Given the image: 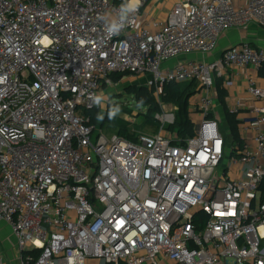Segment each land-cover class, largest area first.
I'll use <instances>...</instances> for the list:
<instances>
[{
    "label": "built area",
    "instance_id": "1",
    "mask_svg": "<svg viewBox=\"0 0 264 264\" xmlns=\"http://www.w3.org/2000/svg\"><path fill=\"white\" fill-rule=\"evenodd\" d=\"M167 1L156 17L154 0L134 13L128 0H0V225L16 264H264V92L249 80L226 104L250 115L232 146L215 87L227 102L232 73L264 70V48L204 60L228 30L264 28V0ZM114 74L145 80L155 132L130 141L89 123ZM191 82L181 139L160 96Z\"/></svg>",
    "mask_w": 264,
    "mask_h": 264
},
{
    "label": "trees",
    "instance_id": "2",
    "mask_svg": "<svg viewBox=\"0 0 264 264\" xmlns=\"http://www.w3.org/2000/svg\"><path fill=\"white\" fill-rule=\"evenodd\" d=\"M126 76L127 75L114 74L110 76V80L113 84H118L122 77ZM195 87L196 84L194 82L183 84L170 83L164 87L160 96V103L171 105L176 108L174 129L181 139L189 137L192 133V123L189 119L187 103L189 97L194 93ZM215 87L217 90L218 104L221 107L220 113L229 125L228 129L232 140L231 144L232 146L241 145L237 132L238 121L235 116L230 114L227 110L225 103L226 91L221 88L220 80L215 81ZM123 91L122 94L126 93L129 95L137 107H141L145 110L146 113L143 115L145 118L144 124L153 129V132L156 131L158 124L154 120V116L160 113V107L153 96L152 90L144 86H131L123 88ZM100 112L99 108L85 112L89 117V123L91 125L97 126L100 131L104 128L112 129L117 136L123 139L130 141L135 140L136 133L131 130L132 124L121 117L123 115H132V111L124 104L120 102L112 103L110 99L106 109L103 111V118L99 122ZM114 113H119V115L117 116ZM259 193L260 200L264 201V179L259 186Z\"/></svg>",
    "mask_w": 264,
    "mask_h": 264
},
{
    "label": "crops",
    "instance_id": "3",
    "mask_svg": "<svg viewBox=\"0 0 264 264\" xmlns=\"http://www.w3.org/2000/svg\"><path fill=\"white\" fill-rule=\"evenodd\" d=\"M169 6H170V2H167L165 4L162 3V0H154L153 2V7L160 8V9H157V12L158 11L160 12L158 17L165 16L169 10ZM241 41L247 42L253 48H264V28L259 27L256 24H251L249 25L247 30L244 32H240L234 29L228 30L220 37L218 41V47L211 56H214L215 58H219L221 53L225 49ZM211 56L205 57L204 60L210 61L209 59ZM199 57H196V58L193 57L190 59H198ZM201 59H202V56H201ZM232 74H235V75H234L233 85L231 86V88L229 89L227 93L228 98H227V102H225L227 106L233 107L235 102L238 99H241V100L247 99V95L245 91H246V87L249 84V80H251L256 87L260 88L264 92V71L256 72V71H252L251 69H247L245 71H240V72L232 73ZM251 105L262 106L263 104H261L260 102L248 104V106H251ZM236 118L240 122L247 121L248 119H250L248 110L247 109L240 110ZM0 254L2 255L1 252ZM7 254L9 257L8 258L5 257V258L8 260V264L9 262H11V264H16L17 263V253H16L15 248L14 250L11 249L9 252H7Z\"/></svg>",
    "mask_w": 264,
    "mask_h": 264
},
{
    "label": "rangeland",
    "instance_id": "4",
    "mask_svg": "<svg viewBox=\"0 0 264 264\" xmlns=\"http://www.w3.org/2000/svg\"><path fill=\"white\" fill-rule=\"evenodd\" d=\"M168 2V1H167ZM160 14V12L158 11L156 13V17H158ZM200 55L198 54H188V55H184V56H180L179 58L181 59H190V58H196L199 57ZM201 56L198 58L200 59ZM215 58L214 56H211L210 59ZM209 59V60H210ZM145 80L141 79L139 76L135 77V76H126V77H122V79L120 80V82L110 88H104L101 92L102 94V104L100 105V118H99V122L101 121V119L103 118V111L106 109L107 105H108V101L111 99V102H120L122 104H124L127 108H129L132 111V115L130 116H126L123 115L121 116L122 118H126L131 122V130L134 131L135 133H146V134H151L153 133V129H151L150 127L146 126L144 124V114L146 113L144 109H142L141 107H137L136 104L132 101V98L127 95L126 93H123V88L125 87H131V86H136V87H145ZM117 116L119 115V113H114ZM224 129L223 132L225 134L227 131V127H229V125L227 124V126L223 125ZM226 128V129H225ZM130 131V130H129ZM105 136L107 137H111L112 135H116L115 131H113L112 129H107L104 128L101 131ZM155 132V131H154ZM14 243V239L11 235V231L8 227H6L5 225H0V252L2 253L5 261L7 260L5 257H9L7 252H9L11 249L14 250L15 246L13 245ZM15 256V254H14ZM8 263V260L6 261ZM9 264H11V262H9Z\"/></svg>",
    "mask_w": 264,
    "mask_h": 264
},
{
    "label": "clouds",
    "instance_id": "5",
    "mask_svg": "<svg viewBox=\"0 0 264 264\" xmlns=\"http://www.w3.org/2000/svg\"><path fill=\"white\" fill-rule=\"evenodd\" d=\"M138 7V0L134 5L133 0H128L127 3L121 5V10L125 13H134ZM110 31H114L112 28L109 29Z\"/></svg>",
    "mask_w": 264,
    "mask_h": 264
}]
</instances>
